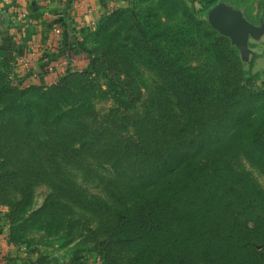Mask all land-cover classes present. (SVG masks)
I'll return each instance as SVG.
<instances>
[{"label":"rangeland","instance_id":"rangeland-1","mask_svg":"<svg viewBox=\"0 0 264 264\" xmlns=\"http://www.w3.org/2000/svg\"><path fill=\"white\" fill-rule=\"evenodd\" d=\"M125 2L106 13H114L119 9L113 14L112 23L107 28V40L104 36L87 42L88 48L97 50L104 58L106 63L103 74L94 81L74 80L70 83L75 93L79 92L78 85L90 86L89 90L94 95L91 104L102 117L120 109L117 92L110 86V77H107L109 72L122 73L121 89H134L140 94L136 107L130 113H141L145 105L165 101L164 96L174 103L179 101L169 78L153 54L152 44L157 45L175 68H185L188 73L200 79L202 86L208 88L214 96L216 88L223 93L229 91L241 95L246 94L251 87L264 92L261 79L253 82V85L244 81L237 87L233 83L230 77L240 71L237 68L232 70L231 64L227 68L222 66L221 58L227 46L222 41L218 44L212 41L209 32H218L209 22L208 13L213 7L208 9L203 0ZM220 2L241 8L254 24L259 25L264 20V0L252 3L251 0ZM219 35L225 37L227 43L236 50L243 69L249 72L253 56L245 61L231 39ZM90 68L91 62L88 59L80 71ZM215 70H220V75H224L225 79L215 78L214 81L212 72ZM241 86H246L247 90L241 89ZM64 99L50 106V118L56 113L67 114L79 105L71 97L65 96ZM239 100V103L248 105L239 107L222 125L214 145L208 144L202 150L185 152L175 165L177 171L213 172L219 168L217 163L222 161V165L247 174L264 190V168L247 156L238 138L240 131L255 121L261 111L253 106L251 100L248 102L244 97ZM46 118L48 116L38 114L29 123L31 128L26 130L20 127V121L7 108V104H0V176L10 170L18 172L12 181L4 180L0 184L1 188L8 186L3 197L0 193V214L7 219L9 238L24 251L23 258L33 260L35 264H107L108 259L116 264H182L178 262L182 256L179 254L182 251L180 247V251L177 249L174 254L172 249L176 245L162 238L157 237L158 244L151 246L153 253L150 247L142 249L145 254H149L150 259L146 257L147 263L137 250L115 241V215L124 208H134L138 204L147 187L146 177L126 171V165L114 166L109 157L112 145L108 142L95 148L89 147L93 156L89 153L88 156L84 155L88 151L81 149L79 143L74 148L79 149L80 155L60 151L55 143L62 142V136L67 137L68 133L65 128L46 125ZM12 122L13 128L10 129ZM68 130L69 133L71 130L70 136L75 139V130ZM204 133L196 130L198 140ZM123 136L134 139V129L123 133ZM26 172L30 174L31 181L28 183L32 193L25 194L22 180ZM67 185L75 186L74 199L58 192V188H67ZM85 201L89 203L85 204ZM193 234L201 236L199 229ZM162 254H166L163 260Z\"/></svg>","mask_w":264,"mask_h":264},{"label":"trees","instance_id":"trees-1","mask_svg":"<svg viewBox=\"0 0 264 264\" xmlns=\"http://www.w3.org/2000/svg\"><path fill=\"white\" fill-rule=\"evenodd\" d=\"M219 2L203 0L208 9ZM118 10L104 15L96 30L84 37L71 51L77 50L87 55L91 68L69 71L51 86L33 84L21 87L16 84L11 74L16 59L13 53L15 42L0 45V104H7L23 129H30L29 123L38 114L48 116L46 125L65 128L68 136H62V142L55 143L60 151L80 155L79 149L74 148L79 143L81 149L88 151L84 155L88 156L89 153L93 156L89 147L95 148L108 142L112 145L109 157L114 166L126 165V171L146 177L147 187L138 204L134 208H124L115 215V241L137 250L145 263L146 257H150L142 249L150 247L153 253L151 246L158 244L156 238L159 237L176 245L172 249L174 254L180 247L182 251L179 254L182 256L178 262L182 264H264V223L258 221L264 222V190L247 174L222 165V161L217 163L218 169L207 173L177 171L175 167L178 159L190 150H202L208 144L214 145L222 125L239 107L248 105L239 103V99L244 97L248 102L251 100L261 113L240 131L238 138L247 156L264 168V92L256 91L253 87L247 90L246 86H241V89L247 90L244 95L229 91L223 93L216 88L214 96L202 86L200 79L185 68H175L157 45L152 44L153 54L169 78L179 101L174 103L164 96L165 101L145 105L141 113H130L136 107L140 94L134 89H121L122 73L109 72L107 77H110V86L117 92L120 109L102 117L91 104L94 95L89 90L90 86L78 85L79 92L75 93L70 83L74 80L94 81L103 74L105 60L97 50L88 48L87 42L104 36L107 40V28ZM209 35L216 44L222 41L227 46L221 58L222 66L227 68L231 64L232 70L237 68L240 71L230 77L237 87L244 81L253 85V82L261 79V73L254 69L253 58L250 71L246 72L236 50L227 43L226 38L212 30ZM212 76L214 81L215 78L225 79L224 75H220V70L212 72ZM65 96L77 100L79 105L67 114L56 113L50 118V106L65 100ZM12 128L13 122L10 124ZM68 128H73L77 133L75 139L70 136L71 130L69 133ZM131 128L135 132L134 139L123 136ZM196 130L205 132L199 136V140ZM17 173L7 171L4 176H0V184L4 180L12 181ZM22 181L24 193H32L28 183L31 181L30 174L26 172ZM7 187L0 186L2 197ZM73 187L67 185V188H58V192L74 199ZM196 229L200 230L201 236L193 234ZM260 246L261 249H258ZM165 258L166 254H162L161 260ZM106 262L116 264L111 259Z\"/></svg>","mask_w":264,"mask_h":264},{"label":"crops","instance_id":"crops-1","mask_svg":"<svg viewBox=\"0 0 264 264\" xmlns=\"http://www.w3.org/2000/svg\"><path fill=\"white\" fill-rule=\"evenodd\" d=\"M125 1L0 0V16L5 15L4 24L0 26V44L15 42L13 81L51 86L67 72L82 69L89 57L77 50L71 51L97 28L107 12ZM257 1L251 0V3ZM56 22L63 27L61 36L54 32ZM252 40L254 69L261 73L264 82V36L259 41ZM72 53L75 56L70 60ZM6 220L0 214V264H35L23 258L24 251L9 238Z\"/></svg>","mask_w":264,"mask_h":264},{"label":"water","instance_id":"water-1","mask_svg":"<svg viewBox=\"0 0 264 264\" xmlns=\"http://www.w3.org/2000/svg\"><path fill=\"white\" fill-rule=\"evenodd\" d=\"M211 26L221 35L229 37L238 47L245 61L252 56L250 41L261 40L264 36V20L259 25L249 21L241 9L227 3L220 2L208 13ZM5 15L0 16V26L4 24Z\"/></svg>","mask_w":264,"mask_h":264},{"label":"built area","instance_id":"built-area-1","mask_svg":"<svg viewBox=\"0 0 264 264\" xmlns=\"http://www.w3.org/2000/svg\"><path fill=\"white\" fill-rule=\"evenodd\" d=\"M45 1H49V0H45ZM54 32L57 34V35H59V36H61L62 34H63V27H62V25L60 24V22H56V25H55V27H54ZM74 54L72 53V55L70 56V58H74ZM61 77H58L56 80H55V83L60 79ZM31 85H33L30 81L29 82H27V83H25V84H20V86H22V87H29V86H31Z\"/></svg>","mask_w":264,"mask_h":264}]
</instances>
